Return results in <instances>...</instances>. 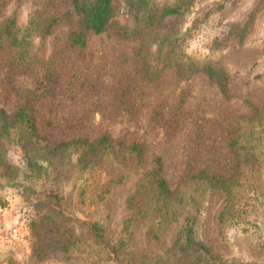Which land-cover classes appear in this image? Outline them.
<instances>
[{
    "label": "rangeland",
    "instance_id": "rangeland-1",
    "mask_svg": "<svg viewBox=\"0 0 264 264\" xmlns=\"http://www.w3.org/2000/svg\"><path fill=\"white\" fill-rule=\"evenodd\" d=\"M1 1V12L15 16L18 25H24L44 0ZM117 1L113 25L132 27L134 12L125 8L122 0ZM62 6L57 2L55 9ZM176 21L189 54L204 58L213 53L228 70L227 96L203 72L181 78L175 67H167L158 79L150 81L136 67L139 41L117 38L112 25L101 33L91 31L83 49L67 48L56 54L61 84L41 98L37 112L40 132L50 134L53 144L106 131L122 142L142 141L146 144L144 162L149 165L160 157L171 188L183 178L198 133H205L200 155L212 147L228 154V132L221 122L230 121L234 115L250 116L252 108L246 99L260 108V121L264 123V0H194L190 11ZM33 42L36 54L47 59L55 51L57 40L55 34L36 33ZM5 69L0 56V107L12 115L19 97L11 89ZM73 71L78 79L69 93L66 85ZM127 74L133 78L125 99H132L140 108L132 115L103 117L96 108L98 97L122 99L116 93ZM22 77L13 83L18 84ZM89 79H96L98 87L102 84L108 88V94L98 96L86 89ZM24 131L13 126L1 142L3 154L16 170L12 178L0 176V264H89L88 258L97 252L86 236L85 223L98 220L118 238L128 214L125 201L136 188L139 172L133 169L125 183L101 200L100 185L113 174L108 165L119 157H105L89 172L80 167L74 153L54 156L48 162L41 158L39 145L33 146L28 138L21 140ZM25 145L34 150L39 147L33 153L41 166L34 171L25 165ZM245 178L258 190L249 208L251 224H232L221 231L218 216L225 201L219 193H209L197 223V239L229 261L264 264V156L252 170H246ZM247 196L245 193L243 199ZM55 228L67 232L56 238ZM70 232L76 241L65 249L61 241ZM172 239L173 231L169 230L159 240L140 237V245L149 252L158 251L169 246Z\"/></svg>",
    "mask_w": 264,
    "mask_h": 264
},
{
    "label": "trees",
    "instance_id": "trees-1",
    "mask_svg": "<svg viewBox=\"0 0 264 264\" xmlns=\"http://www.w3.org/2000/svg\"><path fill=\"white\" fill-rule=\"evenodd\" d=\"M122 1L125 8L134 12L132 27L113 25L119 6L117 0H44L24 25H18L15 16H5L1 12L3 1L0 0V56L9 83H12L10 87L19 97L18 107L12 115L0 107V176L12 178L16 170L3 154L1 143L8 138L13 126H18L21 132L25 130L21 140L28 138L33 146L39 145L43 150L41 158L48 162H52L54 156L74 153L80 167L89 172L101 165L105 157H119L108 165L113 174L100 185L98 198L103 200L111 195L119 184L127 181L133 169L139 172V178L135 190L125 201L128 214L118 238H114L98 220L85 223L86 236L97 252L88 258L89 264H242L224 259L211 245L197 239V223L205 196L216 192L225 201L218 216L221 231L232 224H251L249 208L257 199L258 190L245 174L264 156V123L260 121V108L250 99H246L252 108L250 116L234 115L230 121L221 122L228 132V154L212 147L200 155L199 147L205 133H198L187 169L175 188L168 184L160 157L149 165L144 162L146 144L142 141L122 142L106 131L94 137L72 136L53 144L52 136L39 130L37 112L41 98L61 84L56 54L67 48L83 49L91 31L101 33L112 25L117 38L139 41L136 67L150 81L158 79L167 67H175L181 78L203 72L227 96L230 75L216 55L208 53L199 58L189 54L183 45L176 19L190 11L194 0ZM57 2L63 4L61 9H55ZM62 26L65 27L58 32ZM36 33L55 34L56 49L47 59L39 57L33 50ZM20 75L26 78L22 77L18 84L13 83ZM132 78L133 75L127 74L119 82L116 94L122 99H101V94H108L109 89H104L102 84L96 86V79L86 83V89L101 96L96 108L103 117L115 119L119 115H132L140 108L132 99H125ZM77 79L78 75L73 71L66 85L69 93L74 91ZM37 150L39 147L34 150L23 146L24 162L29 171L41 166V160L33 153ZM82 193L84 196V191ZM245 193L249 196L243 199ZM169 230L173 231L169 246L149 252L140 245V237L159 240ZM66 232L64 228H55L56 238ZM136 233L139 235L135 240ZM75 241L70 232L61 242L63 248L68 249Z\"/></svg>",
    "mask_w": 264,
    "mask_h": 264
}]
</instances>
